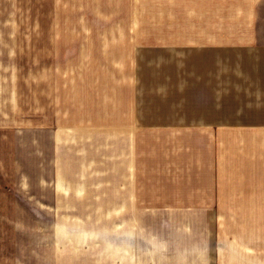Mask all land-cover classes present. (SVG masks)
Segmentation results:
<instances>
[{
    "label": "crops",
    "instance_id": "1",
    "mask_svg": "<svg viewBox=\"0 0 264 264\" xmlns=\"http://www.w3.org/2000/svg\"><path fill=\"white\" fill-rule=\"evenodd\" d=\"M110 18L117 59L56 62L9 131L13 264H264V0Z\"/></svg>",
    "mask_w": 264,
    "mask_h": 264
},
{
    "label": "rangeland",
    "instance_id": "2",
    "mask_svg": "<svg viewBox=\"0 0 264 264\" xmlns=\"http://www.w3.org/2000/svg\"><path fill=\"white\" fill-rule=\"evenodd\" d=\"M116 3L117 0H0V190L12 187V174L8 173L9 131L15 125H28L31 103H37L38 112L44 110L45 77L51 76L53 64L67 60L76 66L79 61L117 59L118 48L110 47V38L102 36L104 30L126 26L124 20L110 18L115 15ZM124 8L119 7V14L125 13ZM119 55L126 59L125 52ZM145 55L155 59L157 54ZM8 107L11 109L3 115ZM8 200L0 196V264H13L16 214L11 212Z\"/></svg>",
    "mask_w": 264,
    "mask_h": 264
}]
</instances>
